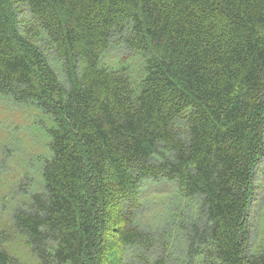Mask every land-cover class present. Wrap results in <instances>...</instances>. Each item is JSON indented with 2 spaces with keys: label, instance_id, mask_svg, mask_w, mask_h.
<instances>
[{
  "label": "trees",
  "instance_id": "1",
  "mask_svg": "<svg viewBox=\"0 0 264 264\" xmlns=\"http://www.w3.org/2000/svg\"><path fill=\"white\" fill-rule=\"evenodd\" d=\"M114 41L145 58L138 82L100 65ZM4 98L54 126L41 189L0 226V264H20L6 247L17 235L40 264H149L157 241L179 239L172 264H264L247 226L264 158V0H0ZM162 181L199 206L170 209L159 240L137 218L143 185Z\"/></svg>",
  "mask_w": 264,
  "mask_h": 264
},
{
  "label": "rangeland",
  "instance_id": "2",
  "mask_svg": "<svg viewBox=\"0 0 264 264\" xmlns=\"http://www.w3.org/2000/svg\"><path fill=\"white\" fill-rule=\"evenodd\" d=\"M47 54L49 56L50 52ZM53 55L49 57L53 58ZM144 62L143 56L128 49L123 43L114 41L101 57L100 65L107 66L109 70L125 72L129 81L136 83L143 74ZM53 63L59 80L67 85L62 64L57 61ZM52 126H54L52 118L35 103H17L6 98L0 100V196L4 197L2 203L0 202V226L10 227L11 208L22 205L25 207L27 195L31 191L41 189L39 170L42 168L43 160L50 157L47 130ZM253 188L254 200L251 202L247 217L250 253L264 250V158L256 167ZM176 194L175 185L171 182L143 185L144 205L139 211L137 221L145 231L153 234L152 236L154 234L159 236V240L164 226L170 224L165 219L170 209L181 215L193 210V205L199 206L196 200L186 205ZM12 196L17 201H13ZM175 200L177 204L174 203ZM6 203L7 206H4ZM179 241L176 243L171 241L164 251L161 247L162 242L157 241L148 261L154 263L163 255L168 258L166 252H170L166 262L179 263L180 258L185 257L183 241L180 239ZM6 247L20 264H40L38 258L24 246L20 235L14 237ZM171 247L175 249L170 251Z\"/></svg>",
  "mask_w": 264,
  "mask_h": 264
}]
</instances>
